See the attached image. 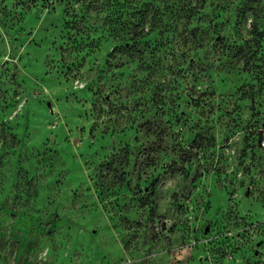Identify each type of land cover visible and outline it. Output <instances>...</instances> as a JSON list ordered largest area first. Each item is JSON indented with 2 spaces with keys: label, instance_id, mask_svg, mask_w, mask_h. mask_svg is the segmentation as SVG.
Masks as SVG:
<instances>
[{
  "label": "rangeland",
  "instance_id": "obj_1",
  "mask_svg": "<svg viewBox=\"0 0 264 264\" xmlns=\"http://www.w3.org/2000/svg\"><path fill=\"white\" fill-rule=\"evenodd\" d=\"M0 264H264V0H0Z\"/></svg>",
  "mask_w": 264,
  "mask_h": 264
},
{
  "label": "trees",
  "instance_id": "obj_2",
  "mask_svg": "<svg viewBox=\"0 0 264 264\" xmlns=\"http://www.w3.org/2000/svg\"><path fill=\"white\" fill-rule=\"evenodd\" d=\"M253 16L256 18V21H260L261 20V16H259L258 14H253Z\"/></svg>",
  "mask_w": 264,
  "mask_h": 264
}]
</instances>
